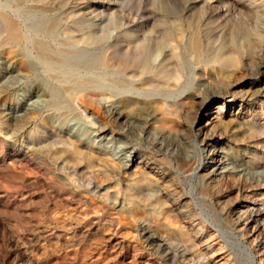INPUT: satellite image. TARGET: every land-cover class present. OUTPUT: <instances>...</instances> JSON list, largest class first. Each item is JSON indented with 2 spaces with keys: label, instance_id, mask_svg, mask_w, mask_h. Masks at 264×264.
Instances as JSON below:
<instances>
[{
  "label": "rangeland",
  "instance_id": "obj_1",
  "mask_svg": "<svg viewBox=\"0 0 264 264\" xmlns=\"http://www.w3.org/2000/svg\"><path fill=\"white\" fill-rule=\"evenodd\" d=\"M178 1L28 0L20 5L18 0H0V46L3 44V47H0V54H6L8 45H18L19 50L23 49L34 54L36 50L33 47V38L44 37L42 39L46 40L52 38L37 35L31 26L39 20L50 19L57 22L58 27L54 35L59 39L63 38L72 28L83 33H96L98 40L96 38L95 49L89 52L86 58L99 69L114 70V62L108 67H104L103 64L106 54L114 56V23L132 17L141 20L144 14L153 9L165 14L164 16L162 14L161 18L174 20L179 25L197 17L199 27L204 29L205 35L203 38L205 47L202 45L200 50L202 58L210 53L209 48H217L222 42L229 43L226 50L232 52L229 55L234 56L237 61L232 66L214 62L211 71L217 77V83L228 85L249 78L252 87L248 85V82L233 89L237 104H242V113L238 121L240 128L233 143H214V147L221 149L227 156L222 165L228 166L232 172L218 180L214 179V175H211L212 178L208 177L213 179L210 183L212 194L210 198L195 194L194 197L200 205L198 209L193 206L191 200L186 205H178L184 209V213L179 214L184 228L172 233L178 232L177 234L186 236L188 242L179 243L171 236L168 248L186 251L188 258L167 256L166 252L159 251L155 244L144 242L140 232L134 236L128 228H122V225L115 220L116 215L114 214L118 210L114 206L117 195L114 176L103 165H100L98 158L93 157V162L90 164L86 157L78 155L75 151H65L67 149L64 147H57L59 145L55 144V134L49 130L42 138H39L34 131V124L15 123L7 119L3 113L4 106L20 101L18 95L15 94V89L0 87V264H130L131 262V264H199L189 258L196 256L197 250L203 247L209 238L212 239L215 248L222 247L229 253L232 262L240 258L246 264L249 259H255L257 264H264V256H262V261L258 256L260 248L258 243L264 239V215L259 219L257 234L255 233L252 237L247 232L239 231L235 226L237 216L248 215L254 202L264 208V180L262 179L264 176V0ZM186 6H196L198 13L190 14V17L184 16L180 9ZM206 37L210 39V46L205 41ZM34 74H30L27 83L21 87L25 89L29 83L39 82L40 77ZM246 90L249 92L252 90V98L247 101L243 100ZM89 107L91 110L97 109V106L93 104ZM190 109L186 115L187 119L183 120L184 129L192 126L191 119L194 116V109ZM101 112L102 116L98 118V121L106 124L112 133V144L107 148L108 158L114 160L116 152L114 138L120 141L128 139V136L118 129L113 115ZM46 126L49 128V124ZM188 131V139L190 138V145L195 153L196 164L203 165L209 160L202 152L203 146L205 147L203 136ZM14 140H17L16 143ZM132 143L140 151L168 158V155L158 151L150 141L132 140ZM42 144L45 148H41ZM35 148L38 150L35 151ZM245 153H248L249 157H245ZM172 169L174 170L173 166ZM170 173L169 184L178 187L181 194L189 191L188 185L191 182L189 177L175 176L173 171ZM208 178L195 177L193 182L198 185L199 182L210 181ZM106 186L109 187L107 194H105ZM179 195L174 196L178 198ZM120 199L126 205L129 204L124 197L120 196ZM123 212L127 218L136 221L137 223L133 222L139 226V220L128 212V208ZM159 216L161 215L158 212L154 215L155 218ZM205 220L214 227L209 229L210 231H206L203 226L206 224ZM188 243L195 244L196 247L190 249ZM87 249H93V256L90 258H86L83 252Z\"/></svg>",
  "mask_w": 264,
  "mask_h": 264
},
{
  "label": "bare ground",
  "instance_id": "obj_2",
  "mask_svg": "<svg viewBox=\"0 0 264 264\" xmlns=\"http://www.w3.org/2000/svg\"><path fill=\"white\" fill-rule=\"evenodd\" d=\"M27 1L18 0L20 5ZM180 12L184 16L190 17V14L198 13V8L186 6L180 9ZM162 14L165 15L157 9H153L144 14V17L141 16V20L129 17L128 20H118L114 23V56L106 54L103 60L104 67H108L114 62V70L99 69L86 58L87 54L95 49L96 33H83L72 28L63 38L59 39L54 35L58 27L55 20H39L31 26L32 30L37 35L52 39L33 38V47L36 50L34 54L23 49L19 50L18 45L4 47L7 52L5 55L0 54V87L15 89V94L18 95L20 101L4 106L3 113L7 119L9 118L15 123L34 124V131L39 138H42L49 130L55 134V144L59 145L57 147H64L67 149L65 151H75L78 155L86 157L90 164L93 162V157L98 158L100 165H103L114 176L117 194L114 206L116 209L118 208L114 214L116 215L115 220L122 225V228H128L134 236L140 232L144 242L155 244L156 248L159 251H165L167 256L188 258L186 251L168 248L171 236L179 243L188 242L186 236L177 234L180 229L184 228L179 215L184 213V209L178 205H186L191 200L193 206L198 209L199 201L194 196L196 194L203 198L211 197L210 183L213 181L210 179L211 175H214V179L218 180L232 172L228 166L222 165L227 156L221 149L215 148L214 143L230 144L235 140L240 128L238 121L242 113V104H237L233 89L248 82V85L252 87V83L249 78L228 85L217 83V77L211 71L214 62L232 66L237 61L234 56L229 55L232 52L226 50L229 43L222 42L217 48L208 47L210 53L205 54L202 58L200 50L204 44L205 35L204 29L199 27L198 18L195 17L185 24L179 25L174 20L161 18ZM220 32L218 33L220 34ZM105 38L103 39L105 40ZM205 39L209 44L210 39L207 37ZM203 47L205 46L203 45ZM229 47L231 46L229 45ZM34 73L40 77L39 82L29 83L25 89L21 87L27 83L28 76ZM246 91L243 100L247 101L252 98V94L251 91ZM92 104L97 106L96 110L90 109L89 106ZM190 108L194 109V116L191 119L192 126L189 129H184L183 120ZM101 111L113 115L114 123L118 129L128 136L126 140L118 141L117 139L118 142L114 138L116 149L114 160H110L109 153H107V148L112 144V133L106 124H101L102 122L98 121V118L102 116ZM235 123L238 125H234ZM47 124H49V128L45 127ZM188 130L203 136L205 147L203 146L202 152L209 159L203 165L196 164L195 153L191 148L190 138L188 139ZM132 140L150 141L158 151L168 155V158L140 151L132 143ZM16 141L14 140L15 143ZM43 147L45 148V145L42 144L41 148ZM244 156L249 157L248 153H245ZM170 171H173L175 176L185 175L191 179L188 185L189 191L181 194L178 187L169 184ZM195 177L199 179L210 177L208 178L210 181L199 182L197 185L193 182ZM262 179L264 180V176ZM108 188L105 194H107ZM174 195L179 196L176 198ZM120 196L124 197L125 201H129V204L126 205L121 201ZM126 208L136 220H139V226L134 223L136 221L133 220V222L126 217L123 212ZM203 210H201L202 214ZM156 212L161 215L160 218L154 217ZM263 215L264 208L254 202L248 215L237 216L235 226L239 231L247 232L252 237L259 230V219ZM205 222L206 224L203 226L206 231L214 228L207 220ZM173 231L178 232L172 233ZM223 236L222 238H224ZM211 240L209 238L203 247L199 250L196 249L198 251L196 256L189 259L199 264H246L240 258L232 262L229 253L222 247L215 248V244ZM258 245L260 246L258 256L262 261L264 239L259 241ZM194 246L195 244L188 243L190 249ZM92 250L83 251L86 258L93 256ZM257 263L255 259L248 261V264Z\"/></svg>",
  "mask_w": 264,
  "mask_h": 264
}]
</instances>
